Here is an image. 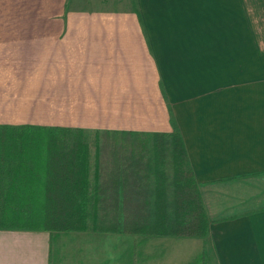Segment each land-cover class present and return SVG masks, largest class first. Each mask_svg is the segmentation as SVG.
<instances>
[{
  "label": "crops",
  "instance_id": "crops-1",
  "mask_svg": "<svg viewBox=\"0 0 264 264\" xmlns=\"http://www.w3.org/2000/svg\"><path fill=\"white\" fill-rule=\"evenodd\" d=\"M21 1L0 0V130L178 132L208 229L0 228V264H264V0ZM23 19L62 26L1 23Z\"/></svg>",
  "mask_w": 264,
  "mask_h": 264
},
{
  "label": "trees",
  "instance_id": "trees-1",
  "mask_svg": "<svg viewBox=\"0 0 264 264\" xmlns=\"http://www.w3.org/2000/svg\"><path fill=\"white\" fill-rule=\"evenodd\" d=\"M25 129L0 130V228L206 235L178 132Z\"/></svg>",
  "mask_w": 264,
  "mask_h": 264
},
{
  "label": "rangeland",
  "instance_id": "rangeland-1",
  "mask_svg": "<svg viewBox=\"0 0 264 264\" xmlns=\"http://www.w3.org/2000/svg\"><path fill=\"white\" fill-rule=\"evenodd\" d=\"M36 8L39 6H42L40 3L34 5ZM54 6V4H52ZM33 5H28L26 4V0H23L20 2L19 5V11H28L29 8H32ZM45 22V24L43 23ZM3 26H19V27H33V26H51V27H56V26H62L60 21L57 20H51V21H39V20H4L1 21ZM96 132L95 130H83L82 134V139L85 143H88L90 140L94 139ZM102 135L101 133H99ZM102 139V138H100ZM127 149H133V150H139L138 147L135 148H127ZM190 247V246H189ZM186 247V246H181V249L183 251H190L192 247Z\"/></svg>",
  "mask_w": 264,
  "mask_h": 264
}]
</instances>
